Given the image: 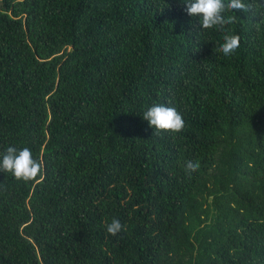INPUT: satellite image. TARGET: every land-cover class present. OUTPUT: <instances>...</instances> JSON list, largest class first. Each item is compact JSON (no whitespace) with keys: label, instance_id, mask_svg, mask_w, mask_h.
Instances as JSON below:
<instances>
[{"label":"trees","instance_id":"1","mask_svg":"<svg viewBox=\"0 0 264 264\" xmlns=\"http://www.w3.org/2000/svg\"><path fill=\"white\" fill-rule=\"evenodd\" d=\"M248 2L202 29L182 0H0V150L39 164L0 171V264H264V8ZM152 103L184 126L151 128Z\"/></svg>","mask_w":264,"mask_h":264},{"label":"clouds","instance_id":"2","mask_svg":"<svg viewBox=\"0 0 264 264\" xmlns=\"http://www.w3.org/2000/svg\"><path fill=\"white\" fill-rule=\"evenodd\" d=\"M182 3L187 15L198 17L202 29L230 24L235 18L236 10L248 12L252 7L248 0H182ZM258 3L264 8V0H258ZM239 43L238 34L225 30L218 47L227 56L235 51ZM141 114L142 119L156 131L174 132L185 123L182 112L164 103H152ZM186 165L189 169L199 167V163L193 159H188ZM38 168V161L29 147L9 144L0 150V171L10 173L15 179L27 181L36 175ZM121 229V222L117 218H112L106 225V231L112 235H116Z\"/></svg>","mask_w":264,"mask_h":264}]
</instances>
